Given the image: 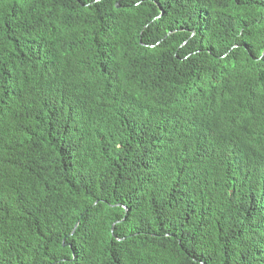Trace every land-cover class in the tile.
<instances>
[{"label":"trees","instance_id":"trees-1","mask_svg":"<svg viewBox=\"0 0 264 264\" xmlns=\"http://www.w3.org/2000/svg\"><path fill=\"white\" fill-rule=\"evenodd\" d=\"M0 264H264V0H0Z\"/></svg>","mask_w":264,"mask_h":264},{"label":"clouds","instance_id":"clouds-1","mask_svg":"<svg viewBox=\"0 0 264 264\" xmlns=\"http://www.w3.org/2000/svg\"><path fill=\"white\" fill-rule=\"evenodd\" d=\"M78 223V222H77ZM78 226V224H76V227Z\"/></svg>","mask_w":264,"mask_h":264},{"label":"water","instance_id":"water-1","mask_svg":"<svg viewBox=\"0 0 264 264\" xmlns=\"http://www.w3.org/2000/svg\"><path fill=\"white\" fill-rule=\"evenodd\" d=\"M78 224V223H77Z\"/></svg>","mask_w":264,"mask_h":264}]
</instances>
